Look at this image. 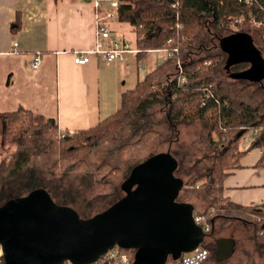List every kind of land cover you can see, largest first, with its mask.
I'll return each instance as SVG.
<instances>
[{
  "label": "trees",
  "instance_id": "16d2710c",
  "mask_svg": "<svg viewBox=\"0 0 264 264\" xmlns=\"http://www.w3.org/2000/svg\"><path fill=\"white\" fill-rule=\"evenodd\" d=\"M97 1L101 7L98 8L100 19L107 12L114 11L117 21L133 26L137 47L141 50L138 57L146 55L149 50L178 46V58L183 61L187 83L179 85L175 77L176 60L166 59L162 65L150 70L143 80L139 79L133 89L121 93L120 104L114 114L76 133L63 132L54 119L23 108L0 112V205L39 188L46 189L52 195L62 190L71 194L84 192L76 199L85 205L101 197L121 198L122 180L129 176L136 165L158 153L156 149L161 145L158 141L160 132L154 130L149 122L146 123L148 126L141 128V121L148 117L146 108L155 103L165 104L162 105L166 117L164 123L169 129L170 142H173L174 137H170L176 136L180 123L201 122L207 127L205 140H200L199 144L206 143V151L212 149L214 155L212 158L203 156L204 162L202 159L194 162L191 167L195 169V175L190 181L197 190H204L206 198L211 199L210 207L218 210L208 217L211 232L215 219L240 220L254 227L255 242L264 249V206H240L223 195L227 171L240 168L241 157L252 149L264 148V100L255 105L240 102L237 108L232 107L226 97L219 96L217 79L214 77L217 66L224 62L226 65L227 54L211 52L205 58L197 59L190 53L196 42L203 43L200 45L201 51L207 48L204 30L210 28L211 24L230 35L234 30L230 20L240 18H243V23H237L236 32H257L258 43L264 49V27L253 25L254 21L264 22V0H257L251 6L236 0H119L117 8H113L109 0ZM173 4H176L175 7ZM102 7H105L104 10ZM19 24L20 19L17 20L16 29ZM210 38L214 44L216 35ZM169 40H172L171 45L168 44ZM217 46L215 43L213 47ZM205 50L208 51V48ZM207 61H210L209 65ZM162 76L169 78L167 90L161 89V83L157 81ZM210 84H213L209 90L211 96L206 98V89ZM141 112L145 113L142 117L138 116ZM126 127H130L128 132L124 131ZM251 128L262 129V135L258 141L242 149L241 133ZM125 135L132 140L120 146L118 156L139 159L126 162L122 180L119 178L115 183L113 175L121 168L112 166L105 159L91 169L87 157L94 150L107 147V143L111 148ZM202 151L199 149V153ZM198 154L187 152L185 157L197 158ZM39 160L47 164L39 166ZM66 178L73 184L77 179H83L89 188L81 192L73 184L66 186ZM88 192L90 194L85 198ZM74 205L81 211L82 206ZM210 207L202 214H207ZM170 262L178 264V261L169 260L168 264ZM0 264H5L3 258Z\"/></svg>",
  "mask_w": 264,
  "mask_h": 264
},
{
  "label": "crops",
  "instance_id": "0c3cea01",
  "mask_svg": "<svg viewBox=\"0 0 264 264\" xmlns=\"http://www.w3.org/2000/svg\"><path fill=\"white\" fill-rule=\"evenodd\" d=\"M98 8L97 0H0V112L23 108L54 119L63 132L76 133L118 110L121 93L133 89L139 79L128 86L127 76L121 83L125 62L108 63L105 57L93 53L98 25L109 26L114 37L132 48L137 47V36L129 23L100 19ZM18 19L20 26L16 29ZM38 52L42 61L34 69L32 63ZM76 53L87 54L90 61L77 65ZM162 56L147 53L138 58L146 60L150 71ZM263 155L264 148H254L241 157L240 168L227 171L223 195L230 202L264 206ZM250 242L254 253L246 255L243 262L263 259L264 264V253L256 245L254 234ZM236 247L237 242L234 254Z\"/></svg>",
  "mask_w": 264,
  "mask_h": 264
},
{
  "label": "water",
  "instance_id": "95a60500",
  "mask_svg": "<svg viewBox=\"0 0 264 264\" xmlns=\"http://www.w3.org/2000/svg\"><path fill=\"white\" fill-rule=\"evenodd\" d=\"M247 33L222 39L226 69L235 79L260 82L264 58L250 48ZM177 159L161 152L136 165L121 184L124 196L105 211L82 218L71 207L57 204L43 188L0 205V250L5 264H88L117 247L135 250L133 264L179 261L204 243L207 235L195 223V206L179 201L185 186L176 176ZM235 241L219 240L218 261L232 256Z\"/></svg>",
  "mask_w": 264,
  "mask_h": 264
},
{
  "label": "rangeland",
  "instance_id": "374dc122",
  "mask_svg": "<svg viewBox=\"0 0 264 264\" xmlns=\"http://www.w3.org/2000/svg\"><path fill=\"white\" fill-rule=\"evenodd\" d=\"M234 31L235 32L238 31L237 27H234L233 33H235ZM228 34L229 32L225 31L224 29L218 30L214 24H211L210 28H206L204 30V37L206 38L204 43L207 42L206 45H207L208 51L205 50L207 48H205L204 45L203 47L205 49L201 51L202 48L200 47V45L203 43L196 42L195 44H193L192 46L193 48L190 50V53H192L191 55L195 56L197 59H202V58H205L211 52L215 54L217 53L221 54L223 52L221 49L222 39L223 37L228 36ZM247 34H248V37L250 38V42H249L250 48L257 47V49L260 50L264 58V49L261 47L260 43H258L259 37L257 36V32L252 31L251 33H247ZM214 35H216L217 37L216 41L214 40L215 41L214 44L217 43L218 45L217 47H213L214 44L211 43L210 36L214 37ZM127 59H129V61H127ZM151 59H153V57H151ZM165 61L166 59L164 60V62ZM147 64L148 63L146 62L145 59H141L140 61L139 58L134 54L127 55L125 63L122 65V70L124 72H123V79L121 83H123V81L126 82L127 76H128V80H127L128 86L130 85L131 81L137 80V78L140 80H143L146 74L149 72L148 71L149 67ZM142 65L144 67V70L142 69ZM156 66L157 65H155L150 70L154 69ZM225 66H226L225 62L224 64H220L219 66H217V71L214 72V77L217 79L216 82H217V88L219 91L218 93L219 96L226 97L228 104H230L232 107L237 108L240 102H248V103L255 105L261 102L262 100H264V79L257 83L250 82L246 79H235L229 76ZM248 67H249L248 65L244 64L242 66L240 65L239 68L234 66L232 69L235 73H237ZM128 71L130 72L127 74ZM157 81H160L159 83H161V86H162L161 89L167 90V87H168L167 83L169 81V78L167 76H162ZM125 87H126V84H124L123 88ZM162 105L164 106L165 104H162ZM162 105L155 103L151 105L150 107L148 106L146 108L148 117H144L143 121H141L143 125V127L141 128L144 129L146 126H148L146 125V123L149 122V125L152 126L154 130H156L157 132H160L158 141L159 143H161V145L156 149V151L158 153L170 152L172 155L174 154L177 157L179 164H178V168L175 173H177L176 174L177 177L183 179L185 182V186L182 189L178 200L182 202L192 203L195 206L196 211L203 213L205 209L211 206V199L206 198V193L204 192V190H197L195 188L196 186L194 187L190 180L195 175V169L191 167L194 165V162L197 159H202L203 156H204L203 158H205L206 155H208L212 158V156L214 155V152H212V149H208L206 151V148L208 146L206 143L199 144L200 140L201 141L205 140V135L207 133V127L201 122L180 123L176 128V136L170 137V138L174 137L173 142L172 141L170 142L168 138L169 129H168L167 124L164 123L166 117H165V112L163 111ZM142 115H145V113L141 112L138 114V116H141V117ZM129 130H130V127H126L124 131L128 132ZM131 140H132L131 137L125 135L124 139L119 138L116 144L112 146L111 148H110L111 145L109 146V144L107 143L106 144L108 145L107 147H102V148H98L94 150L87 157V159L89 160L88 163L92 166L91 169H93L99 163V161L107 159L110 161V164L112 166L121 168L119 172L117 171L113 175V180H115V183L118 181L119 178L120 180H122L124 176L123 173L126 170L125 163L136 161L137 159H139V157L131 159L125 156L121 157L122 155L120 156L121 158L118 156L117 152L120 146ZM168 141L170 143H165ZM242 145L244 147L249 146L246 144H241V146ZM199 149H203V151L199 153ZM187 152L191 153V155L198 154V153L199 154L197 158H191V157L186 158L185 154ZM206 161L209 163L208 160ZM38 162H39V166H43L47 164V163L45 164L43 160H39ZM202 162H204V159H202ZM89 164L87 165L88 167H89ZM121 171L122 173H120ZM122 181L124 182V180ZM65 183H66V186L73 184L69 178L65 179ZM73 185L77 187V189L80 190L81 192L82 191L86 192V189L89 188L87 186V182L83 179H77ZM120 188H121V185H120ZM121 192H122L121 193V198H122L125 194L122 189H121ZM82 194H84V192L82 193L77 192V193L71 194L67 190H62L60 193L56 191L55 194L53 195L50 194V195L53 197V199L55 200L57 204L61 206L71 207L79 211L81 213L80 216L82 218H90L98 213H101L105 211L106 209H108L110 206H112L114 202H117V200L120 199L114 196L101 197L95 202H93L92 204L85 205L83 203L82 204L78 203L79 200L76 199L77 196H80ZM88 194H90V192H88L85 195V198L87 197ZM11 199H14V198H11ZM74 204L82 206L81 211L78 209L79 207H76ZM213 208H216V207H213ZM251 216L256 218L255 215H251ZM242 223H243L242 221L236 220V219L226 220V219L220 218V219L215 220V224L212 227V232L210 234L208 233L203 243L204 246L208 247L211 250L212 254H211V257L203 264H263V259L260 262L259 261L243 262L246 255L254 253V247L250 242V236L255 233V229L252 225H246V227H243ZM224 239L226 240L231 239L237 242L236 253L234 254V256H230L224 259L223 261H218L215 258L217 243L219 240H224ZM256 245L261 249V253L262 251L264 253V249H262L257 243ZM131 251L133 252V254L135 253V250H131ZM64 264H67V263H64Z\"/></svg>",
  "mask_w": 264,
  "mask_h": 264
},
{
  "label": "built area",
  "instance_id": "2783aa9c",
  "mask_svg": "<svg viewBox=\"0 0 264 264\" xmlns=\"http://www.w3.org/2000/svg\"><path fill=\"white\" fill-rule=\"evenodd\" d=\"M111 6L113 8H117L119 6V0H109ZM176 1V0H175ZM240 4L252 5L257 0H236ZM176 4L172 6L175 7ZM116 18V14L114 11H109L104 16L103 19L113 20ZM231 24L233 27H237V23L242 24L243 18L240 19H231ZM253 25L257 27H264V22L254 21ZM143 38V37H141ZM172 40L168 41V44L171 45ZM17 46V43L14 45ZM149 53H159L162 54V59H159L156 63L157 66L162 65L165 59H174L177 63V72L176 79L179 85H183L187 83V76L185 74V67L183 65V61L178 58L180 54V49L178 46H173L172 48L165 47L157 50H149ZM94 54L101 55L107 59L108 63H111L114 60H118L121 63H124L126 60V55L130 53L139 54L141 50L136 47L132 48L128 43H123L120 39H117L112 35V30L109 26L105 24L98 25V42L96 48L93 51ZM41 53L38 52L33 60L32 67L34 69H38L41 65ZM74 61L77 65H85L90 61V57L87 54L76 53L74 57ZM207 65L210 64V61L206 62ZM142 69L144 67L142 65ZM213 84H210L209 88L206 89V98L211 96L209 90L212 89ZM176 95L174 96V98ZM242 135V144L250 145L260 138L262 135V129L260 128H251L244 129L241 133ZM216 208H210L207 214H202L199 211L194 212V220L195 223L203 228V231L206 235L211 232V226L208 221V217L217 213ZM132 249H124L120 247H115L109 250L106 254L102 255L97 260L90 262L88 264H133L135 253L131 251ZM211 250L201 244L195 251L191 253L184 254L178 261V264H203L211 257ZM3 258L2 252L0 250V262ZM67 264H72L71 262H66Z\"/></svg>",
  "mask_w": 264,
  "mask_h": 264
},
{
  "label": "flooded vegetation",
  "instance_id": "af4514ba",
  "mask_svg": "<svg viewBox=\"0 0 264 264\" xmlns=\"http://www.w3.org/2000/svg\"><path fill=\"white\" fill-rule=\"evenodd\" d=\"M242 65V64H241ZM244 65V64H243ZM237 66H239L240 67V64H238V65H236L235 67H237ZM234 66H232L231 68H229V69H227V73L229 74V76L232 74V73H235L234 71H233V68ZM239 71H240V69H239Z\"/></svg>",
  "mask_w": 264,
  "mask_h": 264
}]
</instances>
